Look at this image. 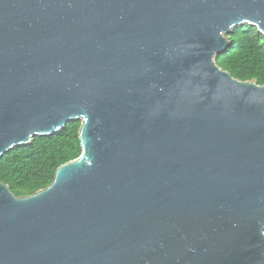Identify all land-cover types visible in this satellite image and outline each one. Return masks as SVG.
I'll return each mask as SVG.
<instances>
[{
	"label": "water",
	"instance_id": "1",
	"mask_svg": "<svg viewBox=\"0 0 264 264\" xmlns=\"http://www.w3.org/2000/svg\"><path fill=\"white\" fill-rule=\"evenodd\" d=\"M244 23L264 0H0V157L81 147L0 181V264H264V84L215 61Z\"/></svg>",
	"mask_w": 264,
	"mask_h": 264
},
{
	"label": "trees",
	"instance_id": "2",
	"mask_svg": "<svg viewBox=\"0 0 264 264\" xmlns=\"http://www.w3.org/2000/svg\"><path fill=\"white\" fill-rule=\"evenodd\" d=\"M229 43L216 55L217 65L239 80L264 84V36L244 23L232 27ZM80 121H70L52 135L35 136L0 157V181L17 196L29 195L53 180L56 168L80 152Z\"/></svg>",
	"mask_w": 264,
	"mask_h": 264
}]
</instances>
